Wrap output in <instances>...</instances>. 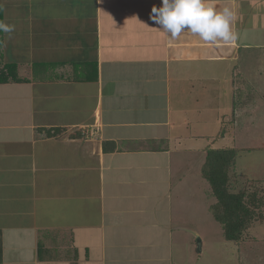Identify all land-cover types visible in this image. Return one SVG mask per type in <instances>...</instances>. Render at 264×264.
Returning a JSON list of instances; mask_svg holds the SVG:
<instances>
[{
	"label": "crops",
	"instance_id": "0c3cea01",
	"mask_svg": "<svg viewBox=\"0 0 264 264\" xmlns=\"http://www.w3.org/2000/svg\"><path fill=\"white\" fill-rule=\"evenodd\" d=\"M212 3L229 44L173 40L161 0H0V264L185 263L184 169L264 119V0Z\"/></svg>",
	"mask_w": 264,
	"mask_h": 264
},
{
	"label": "rangeland",
	"instance_id": "374dc122",
	"mask_svg": "<svg viewBox=\"0 0 264 264\" xmlns=\"http://www.w3.org/2000/svg\"><path fill=\"white\" fill-rule=\"evenodd\" d=\"M255 71L252 69L251 72L255 74ZM253 79L260 81L256 75ZM259 83H264V74ZM225 107L223 106L222 109L227 110ZM253 113L255 115L259 113L256 119H253V123L244 124L238 119L239 122H236L238 125L236 124L234 128L236 135L231 136L238 138L239 142L236 143L239 149L235 164L229 171V188L231 193L243 192L247 197L253 194L256 196V201L261 204L264 203V185L261 184L264 182V119L262 110L249 112L250 115ZM245 117L241 118L244 120ZM230 121L232 124L235 123L233 118ZM223 143L225 142L218 140L215 142V147L219 148ZM204 158L201 153L191 157L190 168L183 171L190 181L187 189L183 190L187 197L185 200H189L187 207L192 211L197 209V212H189L188 227L198 232L195 230L197 234L190 232L188 236L182 235L174 256L179 257V260L183 258L184 264H264V205L252 213L254 216L251 221L241 231L242 238L238 241H228L223 226L214 217L216 197L210 184L200 173ZM203 200L204 204H202ZM177 264L182 263L177 262Z\"/></svg>",
	"mask_w": 264,
	"mask_h": 264
},
{
	"label": "trees",
	"instance_id": "16d2710c",
	"mask_svg": "<svg viewBox=\"0 0 264 264\" xmlns=\"http://www.w3.org/2000/svg\"><path fill=\"white\" fill-rule=\"evenodd\" d=\"M10 77L16 78L15 66L8 65L0 69V83L8 82ZM237 152L238 149L233 145L220 149L208 148L205 163L200 171L203 178L210 184L217 200L214 217L223 226L225 238L232 242L242 238L241 231L251 221L254 216L252 213L264 205L262 202L259 204L253 194L247 197L243 192H230L229 171L235 164ZM261 184L264 185V182Z\"/></svg>",
	"mask_w": 264,
	"mask_h": 264
},
{
	"label": "clouds",
	"instance_id": "9594fccd",
	"mask_svg": "<svg viewBox=\"0 0 264 264\" xmlns=\"http://www.w3.org/2000/svg\"><path fill=\"white\" fill-rule=\"evenodd\" d=\"M233 12L229 7L218 10L212 0H161L153 6L150 20L173 40L185 32L211 44H229L236 39L231 24ZM14 26L0 21V32L11 33Z\"/></svg>",
	"mask_w": 264,
	"mask_h": 264
},
{
	"label": "water",
	"instance_id": "95a60500",
	"mask_svg": "<svg viewBox=\"0 0 264 264\" xmlns=\"http://www.w3.org/2000/svg\"><path fill=\"white\" fill-rule=\"evenodd\" d=\"M199 245H200L199 247H201V240H199ZM200 250H201V248H200Z\"/></svg>",
	"mask_w": 264,
	"mask_h": 264
},
{
	"label": "built area",
	"instance_id": "2783aa9c",
	"mask_svg": "<svg viewBox=\"0 0 264 264\" xmlns=\"http://www.w3.org/2000/svg\"><path fill=\"white\" fill-rule=\"evenodd\" d=\"M93 135V134H92Z\"/></svg>",
	"mask_w": 264,
	"mask_h": 264
}]
</instances>
